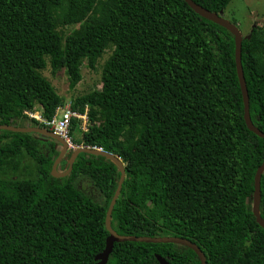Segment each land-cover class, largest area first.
Listing matches in <instances>:
<instances>
[{"label": "trees", "instance_id": "obj_1", "mask_svg": "<svg viewBox=\"0 0 264 264\" xmlns=\"http://www.w3.org/2000/svg\"><path fill=\"white\" fill-rule=\"evenodd\" d=\"M221 13L231 0H193ZM234 34L185 0H0V124L47 128L65 103L42 70L83 80L112 48L103 87L76 95L77 145L117 155L126 179L111 215L121 236H179L207 264H264V228L253 213L264 138L249 129ZM250 115L264 132V25L242 40ZM98 121L100 123H98ZM0 129V264H92L106 247V215L121 169L80 153L70 173L52 175L62 144ZM90 179L100 203L76 187ZM260 214L264 219V173ZM201 264L182 244L115 243L107 264Z\"/></svg>", "mask_w": 264, "mask_h": 264}, {"label": "water", "instance_id": "obj_2", "mask_svg": "<svg viewBox=\"0 0 264 264\" xmlns=\"http://www.w3.org/2000/svg\"><path fill=\"white\" fill-rule=\"evenodd\" d=\"M185 1L195 12L215 22L217 25L231 31L234 34L235 45H236L235 47L236 67H237V74H238V78H239L241 89H242L243 100H244L245 122L251 131H253L259 137L264 138V132L255 126V124L253 123L251 119V115H250V97H249L248 87H247L243 65H242V40H243L242 32L237 28L235 24L223 18L220 14L210 11L207 8H204L203 6L194 2L193 0H185ZM0 129L10 130L13 132L39 133V134L46 135L49 138H52L60 142L62 144V149L52 167V175L57 178L65 177L70 173L77 156L82 152L105 156L108 159L112 160L117 166H119V168L121 169V178L117 186V189L115 191V194L110 202L107 215H106V221H105L106 228L109 231V236L107 238L106 247L103 250V252H101L99 255L96 256L95 262L92 264H107L110 254L113 251L114 244L120 243V242L182 244V245H185L193 249L197 253V255L199 256L201 260V264H207V258H206L205 253L201 250V248L195 242L189 240L188 238L179 237V236H165V237H147V236H133V235L121 236L112 228L111 215L116 206L117 200L120 196L123 183L126 179V169H125L124 163L122 162V159L119 158L117 155H114L110 152L104 151L99 148H95V147L91 148V147L82 146V147H79L73 150L72 153L70 154V159L68 162L69 166L67 170H65L64 172H59L58 166L61 160L69 153V148H68V143L64 139H62L60 136L55 134L52 130L48 128H40V127H32V126L19 127V126L1 125V124H0ZM263 173H264V162L259 166L255 174V178H254L255 187H254V197H253L252 209L256 217L257 223L261 227L264 228V219L261 216L260 209H259L261 198H262L261 179H262ZM157 259L159 260L161 264H171L166 258L162 257L161 255H157Z\"/></svg>", "mask_w": 264, "mask_h": 264}, {"label": "rangeland", "instance_id": "obj_3", "mask_svg": "<svg viewBox=\"0 0 264 264\" xmlns=\"http://www.w3.org/2000/svg\"><path fill=\"white\" fill-rule=\"evenodd\" d=\"M220 15L229 20L237 26V28L242 32L244 37H247L254 25H264V0H231L229 5L221 11ZM112 48L106 50L102 54L96 63V68L90 69L87 65L82 68L83 80L77 85L75 89H71L68 86V80L65 71H61L58 76H54L51 72V67L43 69V74L52 82L56 87L60 96L65 100L71 98L73 99L76 95L84 94L90 92L94 89H101L103 87L102 82V71L105 62L110 57ZM40 105H36V109L40 110ZM98 123H100L98 121ZM42 140H48L49 137L46 135L39 136ZM62 149V146H58ZM69 153L61 160L58 171L64 172L69 166ZM76 187L81 188L88 196L95 198V200L100 203L99 192L95 188L93 182L86 178L80 177L75 181Z\"/></svg>", "mask_w": 264, "mask_h": 264}, {"label": "built area", "instance_id": "obj_4", "mask_svg": "<svg viewBox=\"0 0 264 264\" xmlns=\"http://www.w3.org/2000/svg\"><path fill=\"white\" fill-rule=\"evenodd\" d=\"M26 115L30 118L38 120L40 123L46 125V127L52 130L55 134L60 136L68 143L69 151L82 147L81 145L75 144L73 141L71 128L73 119H77V126L83 130L87 131L89 127L88 118V106H86L84 113H79L72 109V100L67 99L63 105L57 107V110L52 118L43 117L40 110L26 111Z\"/></svg>", "mask_w": 264, "mask_h": 264}]
</instances>
